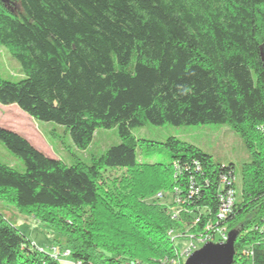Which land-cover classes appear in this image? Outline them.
Listing matches in <instances>:
<instances>
[{
  "label": "trees",
  "instance_id": "1",
  "mask_svg": "<svg viewBox=\"0 0 264 264\" xmlns=\"http://www.w3.org/2000/svg\"><path fill=\"white\" fill-rule=\"evenodd\" d=\"M0 47L24 75L0 80L1 106L63 126L80 150L116 128V146L69 166L0 128L24 167L0 164V201L49 227L70 263L174 264L172 237L210 225L238 233L232 264H264V0H0ZM147 124L241 138L249 160L224 220L219 177L233 166L175 138L160 145L166 164H138L131 131ZM158 193L183 202L180 221L147 201ZM0 264L62 263L0 215Z\"/></svg>",
  "mask_w": 264,
  "mask_h": 264
},
{
  "label": "rangeland",
  "instance_id": "2",
  "mask_svg": "<svg viewBox=\"0 0 264 264\" xmlns=\"http://www.w3.org/2000/svg\"><path fill=\"white\" fill-rule=\"evenodd\" d=\"M24 79L18 63L9 55L7 50L0 47V80L8 82H18ZM26 100H34L25 98ZM35 101V100H34ZM28 103L25 102V106ZM39 103V102H38ZM33 104V103H32ZM4 126L8 131H15L24 136L30 144L43 155L61 160L66 165H72L75 161L88 164L91 158L98 157L110 147L118 144L116 128L96 129L92 134L90 145L80 150L74 147L72 139L65 134L63 126L25 112L20 106L0 105V127ZM131 135L136 140H143L135 151L136 163L138 164H166L169 161L168 151L160 146L169 138H175L181 142L190 144L206 155L210 156L215 164L221 166L232 165L235 176L236 200L240 197V167L248 162L249 156L246 152L241 138L233 133L228 125H196L173 127L170 125L152 126L145 125L131 131ZM0 164L8 166L13 170L23 173L22 162L12 156L2 144H0ZM118 174V173H117ZM112 173V176H116ZM148 202H155L172 208L175 214L180 213L174 210L169 194L166 198L156 199L155 196L148 198ZM0 215L12 226L16 227L26 239H28L37 249H42L45 253L51 254L56 251V259L62 264H71L68 251L54 246V241L58 240L57 235L47 226L40 224L31 216L20 213L12 204L0 201ZM190 225L187 220L183 222V228L188 233ZM187 238H179L174 242V248L182 251L189 240H193V235L186 234ZM52 246V247H51Z\"/></svg>",
  "mask_w": 264,
  "mask_h": 264
},
{
  "label": "built area",
  "instance_id": "3",
  "mask_svg": "<svg viewBox=\"0 0 264 264\" xmlns=\"http://www.w3.org/2000/svg\"><path fill=\"white\" fill-rule=\"evenodd\" d=\"M196 170L200 171V167L197 165H196ZM234 180H235V176L230 172H226L220 175L219 177V186L222 188V193L219 199L218 212L216 214V219L218 221L224 220L226 216L231 213L232 207L235 202V189H234L235 182ZM165 197L166 195H164L163 193H158L155 196L156 199H161ZM170 200L172 202L174 210L179 212L180 215L183 214L184 213V210L182 208L183 202L171 196H170ZM167 208H168V214L170 216V220L174 222L180 221L182 215L179 217L178 216L179 214L178 215L175 214L172 208H169V207ZM197 223H198V219H194V221L190 224L189 229L193 227L194 225H196ZM206 229L208 230L207 231L208 233L206 232L205 234L204 233L199 234L197 237L196 236L191 237L194 239L189 240L186 247L182 251L179 252L177 250L178 258L174 264H184L193 252L197 251L198 249H200L202 246H204L207 243L222 244L226 242L228 233L225 227H217L215 229H211V226L207 225ZM179 238H182V236H180L179 234L174 235L172 237L174 242L176 241V239H179ZM52 252H53V257L56 258L55 249H53ZM66 254L69 257V252H67ZM71 264H80V263H71Z\"/></svg>",
  "mask_w": 264,
  "mask_h": 264
},
{
  "label": "water",
  "instance_id": "4",
  "mask_svg": "<svg viewBox=\"0 0 264 264\" xmlns=\"http://www.w3.org/2000/svg\"><path fill=\"white\" fill-rule=\"evenodd\" d=\"M238 233L231 231L222 244L207 243L193 252L184 264H232L235 255L234 244Z\"/></svg>",
  "mask_w": 264,
  "mask_h": 264
},
{
  "label": "crops",
  "instance_id": "5",
  "mask_svg": "<svg viewBox=\"0 0 264 264\" xmlns=\"http://www.w3.org/2000/svg\"><path fill=\"white\" fill-rule=\"evenodd\" d=\"M0 128H2V129H6V130H8L7 128H5L4 126H1ZM14 133H17V132H15V131H13ZM17 134H19V133H17ZM20 135V134H19ZM20 136H22V135H20ZM23 138H25L24 136H22ZM27 140V139H26ZM28 141V140H27ZM29 142V141H28ZM30 143V142H29Z\"/></svg>",
  "mask_w": 264,
  "mask_h": 264
}]
</instances>
